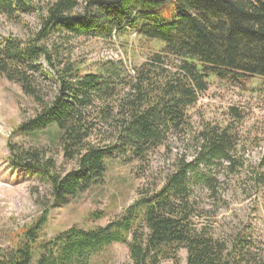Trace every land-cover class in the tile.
Returning <instances> with one entry per match:
<instances>
[{"label": "trees", "instance_id": "obj_1", "mask_svg": "<svg viewBox=\"0 0 264 264\" xmlns=\"http://www.w3.org/2000/svg\"><path fill=\"white\" fill-rule=\"evenodd\" d=\"M31 10L40 22L28 37L0 38V74L37 105L14 132L54 124L62 155L77 167L63 172L47 148L11 140L8 158L41 172L56 201L102 184L110 161L146 168L160 148H170V137L191 133L194 149L192 159L171 163L157 177L161 185L140 188L138 199L104 227L74 225L35 247L45 210L25 230L24 244L0 247V264H34V248L36 264H87L114 242L127 243L134 264H179L182 248L188 264H256L247 235L230 245L196 221L201 208L194 185L215 191L220 185L212 167L233 174L245 164L236 157L235 126L207 121L191 131L188 111L210 76L237 83L264 76V0H0V14L20 23ZM133 32L158 51L132 69L122 59L92 69L75 53L80 37L110 40ZM260 161L264 166V157Z\"/></svg>", "mask_w": 264, "mask_h": 264}, {"label": "rangeland", "instance_id": "obj_2", "mask_svg": "<svg viewBox=\"0 0 264 264\" xmlns=\"http://www.w3.org/2000/svg\"><path fill=\"white\" fill-rule=\"evenodd\" d=\"M49 0H35L43 5ZM23 23L0 14V38L11 34L28 37L30 29H36L40 18L37 11L26 12ZM136 32L120 34L110 40L80 37L76 55L86 60L92 69L101 61L119 60L129 69L141 65L158 51L155 42H143ZM159 46V45H158ZM157 48V49H156ZM170 70L175 67L168 65ZM209 87L201 92L198 101L189 109L191 131H196L209 121L236 127L239 147L236 157L244 162L240 171L229 173L223 165L212 167L219 185L215 191L195 184V196L200 204L199 224L232 245L239 234L252 240L256 264H264V182H258V174L264 175L261 159L264 157V76H250L242 83L210 76ZM47 90H53L46 83ZM236 107L241 117L231 108ZM37 105L22 92L19 84L5 80L0 74V247L6 250L24 244L25 230L47 210V221L39 232V247L70 227L85 229L105 226L118 217L138 199L140 188L162 184L158 176L171 167V163L186 156L192 159L191 133L182 138L170 137V148H160L148 165L139 162L110 161L104 182L87 191L69 196L58 202L51 196V185L39 171H27L8 158L9 140L24 146L44 147L55 158L61 171L77 167L76 160L66 159L59 140V130L52 124L45 129L28 134L15 131L27 117L35 115ZM257 178V180H256ZM127 243L114 242L95 255L87 264H134ZM35 251L34 264L38 257ZM187 251H179V264L187 263ZM162 264H174L164 260Z\"/></svg>", "mask_w": 264, "mask_h": 264}]
</instances>
